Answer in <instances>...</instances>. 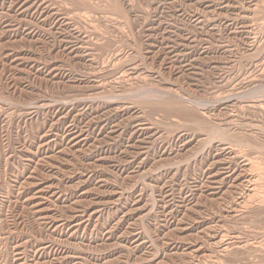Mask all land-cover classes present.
<instances>
[{
	"label": "rangeland",
	"instance_id": "rangeland-1",
	"mask_svg": "<svg viewBox=\"0 0 264 264\" xmlns=\"http://www.w3.org/2000/svg\"><path fill=\"white\" fill-rule=\"evenodd\" d=\"M263 180L264 0H0V264H264Z\"/></svg>",
	"mask_w": 264,
	"mask_h": 264
},
{
	"label": "bare ground",
	"instance_id": "bare-ground-1",
	"mask_svg": "<svg viewBox=\"0 0 264 264\" xmlns=\"http://www.w3.org/2000/svg\"><path fill=\"white\" fill-rule=\"evenodd\" d=\"M47 5H48V4H47ZM47 5H46V6H47ZM67 19H68V18H67ZM129 70H130V69H129ZM134 72H135V71H134ZM103 85H104V84H103ZM162 91H163V90H162ZM136 92H137V91H136ZM148 92H149V91H148ZM164 92H165V91H164ZM141 93H142V91H141ZM135 94H136V93H135ZM146 94H147V93H146ZM165 94H166V93H165ZM169 94H170V93H169ZM246 94H247V93H246ZM114 95H115V94H114ZM141 95H143V94H141ZM141 95H140V97H141ZM144 95H145V91H144ZM166 95H167V94H166ZM175 95H176V94H175ZM175 95H173V96H175ZM148 96H149V95H147L146 97H148ZM173 96L171 97V100H169L170 97H168V99L165 98L166 96L164 97V99L167 100V101L165 100L166 102H168V100H169L168 104H172V105L174 104V105H176V104H177V103H176V100L172 99ZM183 96H184V95H183ZM134 97H135V96H134ZM144 97H145V96H144ZM146 97H145V99H146ZM149 97H150V96H149ZM185 97H186V96H185ZM254 97H255V96H254ZM182 98H183V97H182ZM175 99H176V98H175ZM180 99H181V98H180ZM92 100H93V99H92ZM178 100H179V99H178ZM181 100H182V99H181ZM186 100H187V99H186ZM192 100H193V99H192ZM147 101H148V100H147ZM163 102H164V101H163ZM177 102H178V101H177ZM180 102H181V101H180ZM180 102H178V103L181 105ZM199 102H200V101H199ZM153 103H155V102H153ZM175 103H176V104H175ZM195 103H196V102H195ZM188 104H189V103H188ZM188 104H187V105H188ZM156 105L158 106V104H156ZM177 105H178V104H177ZM184 105H185V104H184ZM189 105L191 106V104H189ZM197 105H198V104H197ZM197 105H196V106H197ZM199 105H200V104H199ZM199 105H198V106H199ZM118 106H119V105H118ZM124 106H125V105H124ZM159 106H160V105H159ZM178 106H179V105H178ZM185 106H186V105H185ZM196 106H194V107L197 108ZM165 107H166V106H165ZM174 107H175V106H174ZM176 107H177V106H176ZM181 107H182V106H181ZM186 107H187V106H186ZM191 107H192V106H191ZM194 107H193V108H194ZM199 107H200V106H199ZM121 108H122V107H121ZM167 108H168V107H167ZM177 108H178V107H177ZM179 108H180V107H179ZM179 108H178V109H179ZM182 108H183V107H182ZM189 108H190V107H189ZM85 109H86V108H85ZM175 109H176V108H175ZM187 110H188V109H187ZM177 111H178V110H177ZM182 111H183V110H182ZM182 111H181V112H182ZM188 111H190V110H188ZM197 111H198V110H197ZM199 111H200V110H199ZM181 112H180V113H181ZM186 112H187V111H186ZM189 113H190V116H191V113H192V112H189ZM193 113H195V110H194ZM182 114H183V113H182ZM186 115H187V113H186ZM193 116H194V115H193ZM193 116H192V117H193ZM186 117H187V116H186ZM188 117H189V115H188ZM141 120H142V119H141ZM138 127H139V126H138ZM141 127H142V126H141ZM136 128H137V127H136ZM139 129H140V128H139ZM141 129H142V128H141ZM216 130H217V129H216ZM141 131H142V130H141ZM211 131H212V129H211ZM214 132H215V131H214ZM218 132H219V131H218ZM73 133H74V132H73ZM80 133H81V132H80ZM209 134H210V133H209ZM78 135H79V134H78ZM78 135L76 134V136H78ZM212 135H213V134H212ZM219 135H221V133H220ZM224 135H225V134H224ZM72 136L74 137L75 135H72ZM76 136H75V137H76ZM221 136H222V135H221ZM73 137H72V138H73ZM223 137H224V136H223ZM82 138H83V137H82ZM82 138H80V139H82ZM84 138H85V137H84ZM239 138H240V137H239ZM239 138L237 137V139H239ZM222 139H224V138H222ZM226 139H227V138H226ZM78 140H79V139H78ZM69 141H70V138H69ZM75 141H76V140H75ZM79 141H80V140H79ZM234 141H235V140H234ZM230 142H232V141H230ZM236 142H237V141H236ZM238 142H239V141H238ZM73 143H74V142H73ZM240 143H241V142H240ZM247 143H248V142H247ZM226 144H227V143H226ZM229 145H230V144H229ZM237 145H238V144H237ZM226 146H227V145H226ZM227 147H228V146H227ZM229 149H230V148H229ZM232 149H233V148H232ZM263 181H264V180H263ZM255 184H256V183H255ZM256 187H257V186H256ZM254 188H255V187H254ZM44 189H45V188H44ZM255 190H256V189H255ZM55 191H56V190H55ZM254 192H255V191H254ZM257 192H258V191H257ZM52 194H53V193H52ZM90 215H91V214H90ZM88 217H89V216H88ZM84 218H85V217H84ZM80 224H81V223H80Z\"/></svg>",
	"mask_w": 264,
	"mask_h": 264
}]
</instances>
